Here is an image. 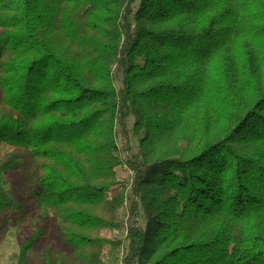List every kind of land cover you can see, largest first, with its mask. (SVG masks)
<instances>
[{"label": "trees", "instance_id": "16d2710c", "mask_svg": "<svg viewBox=\"0 0 264 264\" xmlns=\"http://www.w3.org/2000/svg\"><path fill=\"white\" fill-rule=\"evenodd\" d=\"M2 146L0 239L45 211L38 264H105L122 165V264H264V0H0Z\"/></svg>", "mask_w": 264, "mask_h": 264}, {"label": "rangeland", "instance_id": "374dc122", "mask_svg": "<svg viewBox=\"0 0 264 264\" xmlns=\"http://www.w3.org/2000/svg\"><path fill=\"white\" fill-rule=\"evenodd\" d=\"M113 79L115 86L119 87L120 83V71L117 69L113 70ZM132 124L133 120L129 117L126 120V134H122L120 127H116V142L120 150V155L125 164L126 159L130 156L135 155V148L138 145V138L132 134ZM8 151L6 146L0 148V155L5 154ZM117 181L122 184L126 191V200L124 206L118 211L117 217L121 223V228L118 231H102L101 236L117 240L121 244L117 249L113 250L111 253H108L105 257V264H122L123 257L126 254L128 248L127 241V231L132 227L133 220L130 219L129 210H130V201L132 200V181L131 173L128 168L122 167L116 168ZM14 182V175L10 174L0 178V183L2 188L5 191L12 192ZM140 216V214H139ZM138 226L142 227L144 222L142 218L138 217L136 219ZM45 226L48 230V233L43 239L35 246L30 257L33 264H38L42 261V256L46 248L50 246L59 247L53 230H52V219L48 213L45 211L37 212L32 214L28 222L18 228L10 227L8 233L3 239H0V264H17L16 257L18 254V245L24 241L27 235L35 230L37 227Z\"/></svg>", "mask_w": 264, "mask_h": 264}]
</instances>
